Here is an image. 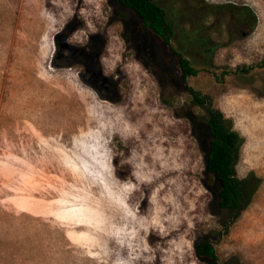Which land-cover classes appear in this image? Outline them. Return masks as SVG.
<instances>
[{"label":"rangeland","instance_id":"obj_1","mask_svg":"<svg viewBox=\"0 0 264 264\" xmlns=\"http://www.w3.org/2000/svg\"><path fill=\"white\" fill-rule=\"evenodd\" d=\"M158 3L197 75L110 0H0V264H215L202 238L264 264V0ZM186 84L244 137L237 175L262 180L228 228Z\"/></svg>","mask_w":264,"mask_h":264},{"label":"trees","instance_id":"obj_2","mask_svg":"<svg viewBox=\"0 0 264 264\" xmlns=\"http://www.w3.org/2000/svg\"><path fill=\"white\" fill-rule=\"evenodd\" d=\"M110 1L136 14L142 20V25L151 29L162 40L163 44L171 49L176 56L184 80L200 72V68L174 46L175 21L169 18L166 10L159 5L158 0ZM234 8L236 9L234 4L215 5L206 3L199 10V13L203 16L223 14L235 10ZM241 13L246 17L249 15L255 17L253 10L249 7L243 9ZM129 17L130 15H122L124 21H127ZM255 26L256 18H254L253 28ZM198 31L199 28L194 33ZM207 49L212 51L210 48ZM147 60L152 61L148 57ZM163 75L162 79L166 84H174L175 79L171 72H164ZM184 87L192 97L194 104L205 109L204 118L196 123V133L198 136H200V131L207 133L206 172L216 179L215 187H212L216 191V208L223 212V216H220V223L228 228L249 206L262 180L254 171H251L244 178L237 175L236 166L240 159L244 137L234 129L233 119L213 106L210 95L204 94L188 84ZM196 255L201 260L215 264H232L230 262H218L216 246L209 238H202L197 241Z\"/></svg>","mask_w":264,"mask_h":264},{"label":"flooded vegetation","instance_id":"obj_3","mask_svg":"<svg viewBox=\"0 0 264 264\" xmlns=\"http://www.w3.org/2000/svg\"><path fill=\"white\" fill-rule=\"evenodd\" d=\"M242 15H243V14H242ZM242 17H243V19L247 18L245 15H243Z\"/></svg>","mask_w":264,"mask_h":264}]
</instances>
